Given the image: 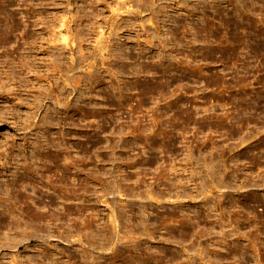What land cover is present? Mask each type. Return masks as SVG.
Here are the masks:
<instances>
[{"label":"rangeland","instance_id":"1","mask_svg":"<svg viewBox=\"0 0 264 264\" xmlns=\"http://www.w3.org/2000/svg\"><path fill=\"white\" fill-rule=\"evenodd\" d=\"M0 264H264V0H0Z\"/></svg>","mask_w":264,"mask_h":264},{"label":"bare ground","instance_id":"2","mask_svg":"<svg viewBox=\"0 0 264 264\" xmlns=\"http://www.w3.org/2000/svg\"><path fill=\"white\" fill-rule=\"evenodd\" d=\"M64 37V36H63ZM67 38H59L57 41H58V45L57 46H55L54 48H58V49H56V53H52V54H50L49 55V58H48V60H44V59H37V57L36 56H34V55H32V54H27L24 58H22V62H21V64H22V68H28L29 70H34V71H38V69H45L44 70V74H45V77L47 78V79H49V74L52 72V71H50L51 69H55L56 70V72H59L58 74H60L59 75V77H63L64 75L63 74H65V73H67L66 72V70H65V62L64 61H66L65 60V55H64V50H66L67 48H69L70 46H69V44L66 42L67 40H66ZM77 47V46H76ZM71 52H72V56H74L73 55V50L71 49L70 50ZM75 59V58H74ZM43 61V64L41 65V66H39L38 64H40L39 62H42ZM49 71H50V73H49ZM53 73V72H52ZM43 75V74H42ZM42 75H41V77H42ZM54 76V75H53ZM52 77V76H51ZM76 77H74V79H75ZM59 80L61 79V78H58ZM64 79V78H63ZM62 79V80H63ZM66 80V79H65ZM64 80V82H66ZM76 80V79H75ZM74 80H72V82H73ZM77 81V80H76ZM50 83V82H49ZM74 83H75V81H74ZM55 86H56V84H55ZM50 87V86H49ZM54 87V86H53ZM72 87H73V85H72ZM51 89H52V87H50ZM56 88V87H55ZM55 88H53L51 91H50V94H51V92H53V90L55 89ZM73 88H75V91L76 92H78L77 90H78V88H77V83H76V86L74 85V87ZM74 90V89H73ZM49 93V92H48ZM47 93V94H48ZM50 96V95H49ZM48 97V96H47ZM59 155V153L57 154V156ZM56 156V157H57ZM61 157L63 156V155H60ZM64 157H66V156H64ZM37 160H41L40 158L39 159H37ZM62 160V159H61ZM63 160H66V159H64L63 158ZM62 160V161H63ZM57 161H59L60 162V160H58V158H57ZM60 163H62V162H60ZM59 163V164H60ZM58 164V163H57ZM61 165V164H60ZM63 165V164H62ZM59 166V165H58ZM64 166V165H63ZM59 167H62V166H59ZM65 168H66V165L64 166ZM43 177V176H42ZM48 178V177H47ZM64 178V177H63ZM42 179V178H41ZM43 180V179H42ZM50 180H51V178H50ZM62 197V196H61ZM61 199V198H60Z\"/></svg>","mask_w":264,"mask_h":264}]
</instances>
